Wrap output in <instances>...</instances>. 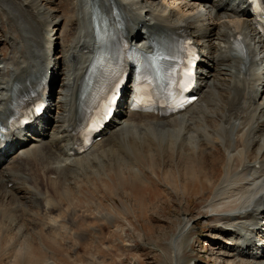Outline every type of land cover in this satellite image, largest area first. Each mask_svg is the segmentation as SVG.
<instances>
[{"label":"bare ground","instance_id":"bare-ground-1","mask_svg":"<svg viewBox=\"0 0 264 264\" xmlns=\"http://www.w3.org/2000/svg\"><path fill=\"white\" fill-rule=\"evenodd\" d=\"M5 1L0 0V6L30 1L24 3V6H29L32 12L30 15L36 19V24L40 26L39 21H44L40 28L48 33L47 52L55 48L54 58L60 67L61 89L65 94L62 103L59 102L60 98L57 103L53 101L48 118L34 125L35 131L30 137L23 133L15 138V146L19 145L20 149L16 147L15 153H5L4 157L9 161L0 162V204L6 205V208L0 210L1 217L10 219L14 213L17 216L14 218L19 220L20 209L21 221H30L33 207L51 210L52 197L48 193L52 192L58 198L66 196L69 178L73 179L71 176L74 173L83 172V167L87 165L91 169L100 168L106 161L114 169L116 166L128 169L130 164L134 167L142 158L149 161V166L157 168L160 164L155 161L157 155L172 165L192 153L200 155L206 149L201 148L200 143L212 146L214 136L225 146L229 164L216 185V191L211 195L212 201L208 207L215 212L219 205L226 206L229 214L225 217L239 227L256 218L259 210L264 208V147L258 139L264 137V93L259 96L256 92L258 67L262 63L259 59L264 56V41L257 37L253 21L244 15L246 3L242 4L240 0H200L188 4L181 2L178 6V0H64L65 6H61L59 2L62 0H46V4L43 0ZM22 6L18 8L19 13L23 11ZM0 12L6 15L5 9L0 8ZM63 14L68 18L66 37L71 36V40L68 44L62 41L61 49L57 52L58 38L55 36L59 30L53 35L50 29L48 32V26L51 20L62 21L64 18L63 21H66ZM99 20L110 28V32L120 31L123 22L127 39L146 52L152 50L150 41L168 44L190 32L191 37L199 40L202 53L206 55L203 60L206 66H200L205 73L200 82L201 96L192 109L166 119L124 109L120 123L109 125L103 138L89 152L72 155L70 149L74 144L73 132L78 126L83 78L98 54L99 40L95 35V24ZM30 25L32 29L35 28V23ZM1 26L4 27L2 23ZM23 32L28 40H33L34 33L28 26H23ZM8 39L14 42L11 45H14L15 53L19 52V57L16 58V55L13 60L10 55V63L0 59V120L6 126L18 102L17 94L27 96L43 80L50 81L49 85L53 86L57 82L55 70L50 72L51 62L47 64L46 51L40 40L36 39V44H26L19 38L13 39L11 35ZM214 39L217 45H212ZM239 41L242 50L237 46ZM83 49L87 51L84 53L81 51ZM11 72L15 73L10 75ZM217 119L219 124L214 127ZM32 128L23 131L26 134ZM163 145L167 148L163 149ZM252 145H259L260 153L251 151ZM249 156H254L255 161L249 159ZM30 168L36 170L37 177L35 172L34 178L26 177V171ZM137 169L142 173L138 165ZM206 170L201 171L202 176H205ZM87 174L82 176L88 177ZM244 178L249 181L239 183L236 187V183ZM18 181L24 184L21 189L25 195L22 190L16 189ZM43 182L45 187L41 185ZM8 184H13L11 190ZM38 212L49 218V214L53 213ZM218 213L212 220L221 221ZM11 222L14 225L16 221ZM38 226L39 223H33V227ZM186 227L187 224L179 227L173 242L181 239L187 231ZM216 233L220 234L215 230L212 236H216ZM230 243L227 241L226 244ZM173 248L178 253L179 247L173 244ZM227 257L235 261L234 264L238 262L237 258H241L242 263L264 264V253L248 259L240 251L233 250ZM174 258L177 261L176 254ZM260 260L262 263L258 262Z\"/></svg>","mask_w":264,"mask_h":264},{"label":"rangeland","instance_id":"rangeland-1","mask_svg":"<svg viewBox=\"0 0 264 264\" xmlns=\"http://www.w3.org/2000/svg\"><path fill=\"white\" fill-rule=\"evenodd\" d=\"M43 2L46 4V0ZM24 3L20 14L28 18L31 9H26ZM59 3L65 6L64 0ZM12 4L14 6H0L6 12L4 16L0 12V22L4 25L2 28L0 23V59L9 63L12 62L11 58L15 60L19 57V52L15 53L14 45H11L14 42H9L8 39L10 35L13 39L19 38L17 27L10 22V15L22 5L20 2ZM9 6H12V10ZM65 19L58 26L57 52L61 49L62 41L64 44L71 40V36L66 37L68 18ZM33 21L32 19L30 23ZM40 26L36 27L37 37L44 39L45 43L47 35H44ZM212 45H217L215 39ZM58 68L56 66L55 71L59 75L57 85H60L62 76L57 72ZM14 73L11 72L10 75ZM58 99L55 97L54 101L57 103ZM206 118L209 120L207 115ZM218 124L217 119L214 127ZM212 139L214 144L208 145L212 148L207 149L209 147L202 142L201 148L206 149L200 155L192 153L172 165L157 155L155 161L160 164L154 168L153 165L149 166L148 160L141 158L135 164L143 174L137 169V165L133 167L130 163H127L130 164L128 169L125 166H116L114 169L106 161L100 168L91 169L92 167L85 165L83 172L74 173L71 176L73 179L69 178L71 184L68 183V188L65 187L67 193L66 196L63 195L64 199L62 196L58 198L52 195V192L48 193L50 196H47L52 197L51 203L49 202L52 204L51 210L33 207L32 217L29 218L31 222L21 221L20 209L19 220L15 219L17 216L14 213L10 219L0 216V264H234L235 261L227 257L230 252L224 251L227 241L219 239L220 234L212 236V232H220V229L213 227L214 224L209 221L218 212L221 221L231 220L225 217L229 214L226 206L219 205L215 212L208 207L212 201L211 195L216 191V185L229 164L225 146L216 137L213 136ZM258 139L264 147V137L260 136ZM201 141L205 142L203 139ZM166 148L163 145V149ZM250 150L260 153L259 145H252ZM249 157L254 160V156ZM30 169L25 172L26 177H37L36 170ZM202 170H206L205 176L201 175ZM86 174L88 177L82 176ZM247 181L248 178L241 179L236 187ZM22 184L21 181L16 182V189L21 191L24 186ZM12 185L8 184L9 190ZM41 185L45 187L44 182ZM4 204H0V210L6 208ZM36 209L53 213L49 214V218ZM12 220L16 221V227L12 225ZM35 222L39 223V228L33 227ZM186 224L185 234L180 240L173 242L179 227ZM173 244L179 247L178 253ZM237 261L236 264H253L242 263L241 258H237ZM261 261L258 262L262 263Z\"/></svg>","mask_w":264,"mask_h":264},{"label":"snow or ice","instance_id":"snow-or-ice-1","mask_svg":"<svg viewBox=\"0 0 264 264\" xmlns=\"http://www.w3.org/2000/svg\"><path fill=\"white\" fill-rule=\"evenodd\" d=\"M189 75H190V73H189ZM114 102H115V96H113L112 100L109 103L111 104V103H114Z\"/></svg>","mask_w":264,"mask_h":264}]
</instances>
